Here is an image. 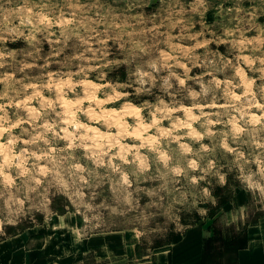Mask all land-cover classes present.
Returning <instances> with one entry per match:
<instances>
[{
    "label": "clouds",
    "instance_id": "obj_1",
    "mask_svg": "<svg viewBox=\"0 0 264 264\" xmlns=\"http://www.w3.org/2000/svg\"><path fill=\"white\" fill-rule=\"evenodd\" d=\"M228 3L0 0V236L180 230L217 188L264 208V0Z\"/></svg>",
    "mask_w": 264,
    "mask_h": 264
},
{
    "label": "rangeland",
    "instance_id": "obj_2",
    "mask_svg": "<svg viewBox=\"0 0 264 264\" xmlns=\"http://www.w3.org/2000/svg\"><path fill=\"white\" fill-rule=\"evenodd\" d=\"M220 2L221 0H208L210 11L207 14V21L210 25L213 20L212 12ZM235 2L236 0H229L225 7ZM231 15L232 13L223 16L222 20L220 17L215 18L218 23L213 25V28L218 34L221 31V24L228 26L235 24L234 20L228 24ZM199 29L200 25L197 24L193 31ZM251 34L253 33H248ZM205 38H208L207 33ZM208 47L228 54L227 45L212 43ZM47 48L45 44L44 51H47ZM57 67L58 65L52 66L53 69ZM199 71L200 69L194 68L190 75ZM110 76L123 80L125 78L123 67L115 69ZM196 87L198 88V85ZM213 195L218 198L215 206L202 205L210 209L206 215L202 216L198 212L184 213L181 217L183 227L180 230H175L174 225H169L164 230L163 218L158 217L157 219L161 221L160 230L146 231L138 239H132L130 231L119 227L106 234L89 235L85 231L81 242L73 243L71 233L57 227L59 223L57 217L54 216L51 221L44 223L43 216L37 214L35 223L19 225L16 228L5 227L6 235L0 236V264H127L126 260H133L132 263L142 260H201L208 239H210L208 245L210 243V246L217 250H220L224 241L234 237H238L239 241L246 237L247 245V229L264 218V208L239 189L233 193L231 190L217 188ZM232 199H235L237 204H246L247 207L243 218L237 216L235 221L226 223L225 214L232 207ZM222 201L225 203L221 204ZM53 208L61 209L62 202L54 200ZM177 235L179 241L174 242ZM209 251L212 252V249ZM237 253L232 251L228 254L237 260ZM225 261L221 256L218 260H201V264H221Z\"/></svg>",
    "mask_w": 264,
    "mask_h": 264
},
{
    "label": "crops",
    "instance_id": "obj_3",
    "mask_svg": "<svg viewBox=\"0 0 264 264\" xmlns=\"http://www.w3.org/2000/svg\"><path fill=\"white\" fill-rule=\"evenodd\" d=\"M124 261V260H122ZM127 264H201V260H142ZM236 264H264V218L247 229V245L237 253ZM221 264H225L222 262Z\"/></svg>",
    "mask_w": 264,
    "mask_h": 264
},
{
    "label": "trees",
    "instance_id": "obj_4",
    "mask_svg": "<svg viewBox=\"0 0 264 264\" xmlns=\"http://www.w3.org/2000/svg\"><path fill=\"white\" fill-rule=\"evenodd\" d=\"M225 201H222L221 204H224ZM179 241V236L177 235L174 239V242H178ZM210 241V239H208L206 241V250L204 248V252H202L201 255V260H218L220 259L221 256L224 257L225 264H236L234 258L229 256V252H238L240 249L244 248L246 246V237L244 239H242L241 241H239L238 237H234L231 238L229 240H226L222 243L220 250H217L216 248H213L210 246V243L208 245V242ZM212 249V252H210L209 250ZM216 250L218 252H216ZM214 253V254H213ZM217 253V255H216ZM229 260H234V261H229Z\"/></svg>",
    "mask_w": 264,
    "mask_h": 264
}]
</instances>
